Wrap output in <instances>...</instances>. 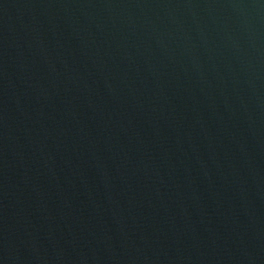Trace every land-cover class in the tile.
<instances>
[{
    "label": "water",
    "instance_id": "obj_1",
    "mask_svg": "<svg viewBox=\"0 0 264 264\" xmlns=\"http://www.w3.org/2000/svg\"><path fill=\"white\" fill-rule=\"evenodd\" d=\"M0 264H264V0H0Z\"/></svg>",
    "mask_w": 264,
    "mask_h": 264
}]
</instances>
